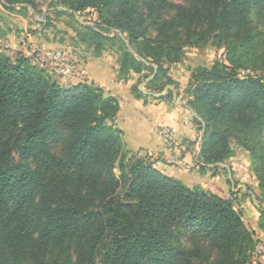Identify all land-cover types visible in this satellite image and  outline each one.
Listing matches in <instances>:
<instances>
[{"label":"trees","instance_id":"trees-1","mask_svg":"<svg viewBox=\"0 0 264 264\" xmlns=\"http://www.w3.org/2000/svg\"><path fill=\"white\" fill-rule=\"evenodd\" d=\"M40 1L0 3L37 11ZM69 9L97 13L81 40L96 44V56L102 39L119 44L120 78L158 66L149 86L187 45L213 39L229 49L227 62L196 68L187 88L204 128L199 164L244 147L264 200V75L239 72L264 35V0H70ZM138 85L136 96L147 97ZM119 110L101 85L62 86L30 56L0 49V264H253V231L234 200L131 151Z\"/></svg>","mask_w":264,"mask_h":264},{"label":"rangeland","instance_id":"rangeland-1","mask_svg":"<svg viewBox=\"0 0 264 264\" xmlns=\"http://www.w3.org/2000/svg\"><path fill=\"white\" fill-rule=\"evenodd\" d=\"M172 1L176 3L185 2V0ZM69 2L70 0H42L37 11L30 5H24L27 8L18 6L14 9H8L0 3V49L5 50L13 58L21 53L34 58V60L37 58L38 61L35 63L42 66L52 79L58 82L65 80L62 82L67 85L66 81L74 78L62 79L57 76L52 67L42 61L43 52L49 49H66L71 58L79 65L73 56L76 47L86 46L93 53L94 50L96 51V44L92 40L89 42L81 40V34L85 31H82L83 25L95 24L98 21L97 13L91 9L82 13H74L69 9ZM259 28L264 30V25L261 23ZM97 39L100 38L97 37ZM102 40L104 42L103 52L114 51V54H118L119 63L123 53L120 45L105 39ZM257 43L259 46H255ZM252 44L254 48L256 47L251 52L252 54L247 59L239 60V72L243 76L248 74L264 75L263 33L257 34L253 38ZM227 51L229 49L222 46L219 41L210 39L201 47L187 45L184 48V55L178 62L164 63L165 73L152 86H149V82L156 77L158 71L157 73L146 69L141 73L131 71L128 76L129 78L134 77L135 84H139V88L140 85H143L145 90L154 94L167 93L168 99L171 101L176 94L177 100L186 101L189 105L190 95H187V88L190 86L193 71L201 66L210 67L219 59L227 62ZM148 75L149 77H147ZM149 78L151 80H148ZM80 79L76 78L77 81ZM180 93L183 95L181 99L179 98ZM154 97L156 96L147 94L146 101L154 99ZM200 133L203 135L204 128ZM177 139L175 136L170 145H165L171 147ZM201 150L200 147L196 162H193L191 168H188L186 172L198 179L199 183L193 186L199 185L205 190L215 192L223 197H231L234 200L235 206L242 214L246 225L253 231L255 238L253 264H264V229L259 226V210L261 206H264V200L259 198L261 195L259 180L255 175L253 159H251L249 151L236 145L233 156L222 163H218V165L208 163L202 168L200 167L202 163L200 161ZM153 155L150 154L152 159L154 158Z\"/></svg>","mask_w":264,"mask_h":264},{"label":"crops","instance_id":"crops-1","mask_svg":"<svg viewBox=\"0 0 264 264\" xmlns=\"http://www.w3.org/2000/svg\"><path fill=\"white\" fill-rule=\"evenodd\" d=\"M73 56L79 62L84 81L99 84L107 93L120 99L116 125L123 130L127 147L134 152L154 154L156 167L167 175L189 186L199 183L198 179L186 173L196 162L202 144L191 106L186 101L177 100L176 94L173 101L161 98L167 93L148 101L146 97H137L133 91L134 77L120 78L118 54L114 51H104L96 56L86 46H80L74 49ZM62 81L59 83L69 87L82 80L70 79L66 81L67 85ZM181 96L180 93V99ZM163 128L172 129L178 138L171 147L164 143Z\"/></svg>","mask_w":264,"mask_h":264},{"label":"built area","instance_id":"built-area-1","mask_svg":"<svg viewBox=\"0 0 264 264\" xmlns=\"http://www.w3.org/2000/svg\"><path fill=\"white\" fill-rule=\"evenodd\" d=\"M43 60L48 63L54 72L62 79L69 78H81L80 80L84 81L82 71L76 61H74L69 51L62 48L49 49L43 52ZM37 58H33L34 62H37ZM165 144L170 145L176 134L169 128H163L161 130Z\"/></svg>","mask_w":264,"mask_h":264},{"label":"water","instance_id":"water-1","mask_svg":"<svg viewBox=\"0 0 264 264\" xmlns=\"http://www.w3.org/2000/svg\"><path fill=\"white\" fill-rule=\"evenodd\" d=\"M157 71H158V66H155V72L157 73ZM155 73V74H156ZM148 80H151V78H149ZM169 87H171V86H169ZM140 90H141V92H143V93H145V94H150V95H153V96H156L157 98H160L161 96H163L164 94H166V93H163V94H154V93H152V92H149V91H147V90H145L144 88H143V85H140ZM176 98V97H175ZM192 110V109H191ZM193 111V110H192Z\"/></svg>","mask_w":264,"mask_h":264}]
</instances>
